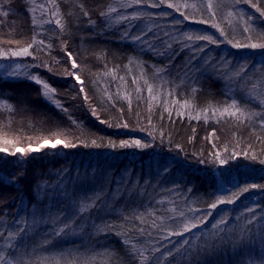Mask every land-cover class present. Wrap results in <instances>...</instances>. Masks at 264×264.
Listing matches in <instances>:
<instances>
[{"label": "trees", "instance_id": "obj_1", "mask_svg": "<svg viewBox=\"0 0 264 264\" xmlns=\"http://www.w3.org/2000/svg\"><path fill=\"white\" fill-rule=\"evenodd\" d=\"M149 1L121 7L126 0H56L66 27L62 32L55 23H39L41 19L51 18L53 5L48 0H0V12H9L7 17L0 15V49L17 47L9 43L14 40L27 45L34 36L37 41L45 42L44 46L33 44L32 56L0 57V65L8 68L16 64L39 65L43 60L52 67V72L44 67H29L28 71L43 74L57 89V98L68 109L65 113L46 103L39 95V86L24 77H4L0 72V100L14 107V111L0 108V141L9 139L20 147L28 144L35 147L43 139H52L54 133H64L74 142L90 144L96 140L106 145L109 140L118 143L124 139H141L153 145L137 150L80 144L69 149L62 146L45 148L27 155L0 153V232H15L22 222H26V233L13 241L20 244L21 252H28L25 259H60L63 254L68 259L72 256L92 258V264H112L118 254L122 264H136L133 258L125 255L127 249L121 243L124 237L104 235L96 226H130L124 217L149 207L157 209V215L172 216L183 211L191 218L210 211L207 205L217 196L230 195L245 184H264V165L258 161L240 156L226 165L212 163L214 152L226 156L225 147L229 151L233 148L241 151L247 150L249 144L251 152L264 158V129L257 127L252 132L247 123L237 125L231 119L220 118L217 122L211 111L207 113L209 119L205 120L201 115L196 120L189 118V109L177 116L175 104L170 105L171 116L164 109L165 103L175 99H188L190 107L200 109L230 102V97L248 101L251 82L260 83L257 77L264 66V50L234 48L226 40L210 44L207 41L177 42L175 38H180L183 32H195L224 40L219 31L223 29L227 38L234 42L246 43L249 34L253 42H260L264 39V17L250 5L233 6L232 0H223V6L219 8L213 0L211 10L205 8L207 0H172L178 5H189L181 7V12L196 20H208L207 24L185 21L173 26L174 20L182 19L180 13L166 4L152 8ZM254 2L264 7V0ZM40 4L45 5L44 16L38 8ZM135 6L137 10H133ZM34 7L37 10L33 13ZM109 7L118 10L113 17L131 16L137 12L152 15L135 22L109 23L101 15ZM199 11L200 15L196 16ZM210 11H215V16H210ZM241 11L245 14L243 19L240 18ZM165 12L170 15L161 17L160 14ZM229 12L234 15L229 16ZM33 15L38 21L36 25L32 24ZM250 16L254 17L248 21L252 29L245 33V20ZM213 24L219 28H214ZM125 32L129 36L147 34L141 42L122 38ZM62 40H67L77 62L85 66L80 71L88 101H84L79 92L81 85L63 74L69 64L61 50ZM196 46L203 47L204 51H195ZM246 61L254 65L247 76L229 79ZM158 68L164 71L157 73ZM141 73L145 75L141 77ZM134 78L143 89L139 94L134 90L137 86ZM144 79L154 85V92H160L151 106ZM193 89H196L195 93ZM169 92L172 95H168ZM250 107L260 110L255 100L251 101ZM91 108H95L99 119L107 123H99L97 117L91 115ZM191 115L194 117L196 112ZM121 123H127L128 127H119ZM213 129L215 134L210 135ZM177 144L184 149L183 153L176 149ZM202 158L207 162L197 163ZM162 161L171 165L167 173L160 170ZM15 177L19 179L14 182ZM94 194H101L102 209L79 214L78 203ZM249 207L255 208L257 217L252 225L247 224L253 215L247 211ZM211 211L213 215L202 229L193 230L197 234L202 230L205 238L214 245L206 256L201 257L203 264L264 262V219H261L264 217V190L251 189L235 203L220 205ZM223 215L229 219L222 226L226 233L221 234L225 236L221 243L213 235L212 224ZM65 222L70 227L57 236L56 231ZM133 223L139 224V221ZM246 226L251 229V237L241 246L238 241ZM119 230L117 227L116 231ZM130 235L137 234L132 232ZM157 235L153 230V236H144L141 242L150 246ZM180 239L183 237H171L172 241ZM45 240L49 243L44 244ZM203 240L191 242L202 247ZM161 243L168 244V241ZM5 246L6 235L0 238V251H5ZM174 264H184L183 258L178 256Z\"/></svg>", "mask_w": 264, "mask_h": 264}, {"label": "snow or ice", "instance_id": "obj_2", "mask_svg": "<svg viewBox=\"0 0 264 264\" xmlns=\"http://www.w3.org/2000/svg\"><path fill=\"white\" fill-rule=\"evenodd\" d=\"M48 2L53 5L50 11L49 19H41L39 23H55V25L59 26V29L63 32L66 31L65 24L62 22V18L59 14L58 8L56 7V0H48ZM148 0H126L125 3L121 4V7H129L132 4L141 5L147 4ZM247 4L250 5L251 8L255 9L256 12L260 14L261 17H264V7H261L258 2H254V0H232V5H239V4ZM167 5L168 8L174 9L176 12H179L182 19L174 20L173 26L181 25L185 21H193L199 24H207L208 20L200 19L196 20L194 16H190L184 12H181V7H189L187 3L183 5H178L173 3L172 0H153L150 6L152 8H158L162 5ZM223 6V0H216V8ZM195 7V5H192ZM213 0H207L205 4L206 9H213ZM38 8L41 12V16L45 15V5L40 4ZM37 9L34 7L31 9V12H35ZM117 8L109 7L107 12H102L101 15L104 16L109 23H119L124 20H137L142 19L145 17H151V13L147 12H137L131 16H124V15H116L115 17L112 16L113 13H117ZM215 11H210V16H215ZM0 15L7 17L9 15L8 11L0 12ZM87 15V12L84 13ZM161 17H167L170 13H161ZM229 16L234 15V13L229 12ZM243 11L240 12V18H244ZM54 18V19H53ZM32 24L36 25L38 23L36 17L32 16ZM254 19V17H248L245 20V27L244 32L250 33L252 29V25L248 23V21ZM214 28H219V25L213 24ZM151 31V28L148 29ZM220 34L224 37V40H218L215 36L209 34H199L195 32H183L180 38L177 39V42L182 41H207L210 44H219L223 43L225 40L227 43L231 44L234 48H248V49H259L264 50V39H261L260 42H253V37L251 34L246 36V43H240L239 41L234 42L232 39H228L225 35L223 29H219ZM147 33L138 34L134 36H129L127 32L124 33L122 38H128L132 41H141L143 42V37ZM165 35H169V33H165ZM9 43H13L17 45L15 48H8V49H0V57H21V56H32L33 52L30 49L33 47V44H39L44 46V40L37 41L35 36L33 37L32 41L27 45H21L20 40L9 41ZM188 45L185 44V47ZM47 47H51L48 45ZM171 47V44L168 45ZM61 50L64 52L66 57V63L69 64L68 68L64 69V75L68 77L74 78L75 81H78L81 85L79 92L83 94V100L88 101L89 97L87 94H84L83 84L84 81L81 79V69L85 67L81 63L77 62V57L74 55L73 51L68 48L67 40L61 41ZM195 51L203 52L204 48L200 46L195 47ZM0 67H4L0 65ZM29 67L31 68H40L44 67L48 70V72H52V67L41 60L40 64H32V65H21L16 64L12 66L11 71L7 72L8 77H24L29 82L34 83L35 85L39 86L38 92L40 97L48 104H51L56 109L67 113L68 109L64 106L62 101L57 98V89L53 87L45 78L44 75L39 73L38 71L33 73L28 71ZM254 67V65H250L247 61L241 64L238 67V70L234 72L233 76L229 79H244L250 68ZM24 69V71H20V69ZM164 69H156L157 73L163 72ZM145 74L141 73V77ZM123 78H121L122 80ZM260 80V83L257 84L255 82H251V90L247 93L249 96L248 101H242L240 99H236L234 97H230V102L225 101L219 105H208L205 109H200L195 106H191L189 104L188 99H175L173 101H168L164 105V109L169 112V116L172 115L170 105L175 104L177 111L176 115L181 116L184 114V109H189V118L199 120L201 115H203L204 119H209L207 113L211 111L212 115L217 118V122H219L220 118H224L226 121L231 119V121L237 125H243L247 123L249 126V130L252 132L256 131V128L259 127L260 129H264V66L260 69V76L257 77ZM133 82L137 85L134 89L137 94H139L143 89L139 86V80L133 79ZM143 83L146 87L148 92V101L151 106V102L156 101L159 96V90L154 92V85L150 83L147 79L143 80ZM195 93L196 89L192 90ZM119 92V90H118ZM168 95H172L171 92ZM125 99H128V96L125 95ZM252 100L257 102V106L260 110H256L253 107H250V103ZM0 108H5L9 111H14V107L12 104L7 103V101L0 100ZM91 115L96 116L99 123L106 124V120H101L97 116V112L95 108H91ZM192 112H196V115L193 117L191 115ZM71 118V117H70ZM73 123L76 124L77 122L73 120ZM111 126V125H110ZM119 127L127 128V123H121L118 125ZM215 134V129L210 135ZM163 137V134H161ZM161 143H163V138L161 139ZM239 142L237 141V144ZM80 144L84 147H101L106 146L112 149L120 148V149H137L143 150L152 147L151 143L143 142L141 139H124L120 140L118 143L115 141L109 140L106 145H102L96 142V140H92L89 144L85 141L74 142L73 139H70L68 135L64 133H54L52 139H43L40 143H38L35 147L32 144H28L26 147H20L15 141L4 139L0 141V153H4L6 155L16 156L18 153L21 155H27L28 153L38 151L39 149L45 148L46 145H51L53 149H55L58 145L62 146L65 149L69 148H76ZM251 144L248 145L247 150L236 151L233 148L231 151L227 147L224 148V152L227 153L226 156H222L220 152H214L212 163H219L220 165H226L230 161L236 160L238 157L243 156L245 159L251 161H258L261 165H264V158L258 157L254 152H251ZM176 149L180 150V153L184 152V149L177 144ZM179 154V153H178ZM207 161L205 159H199L197 163L205 164ZM171 165L167 161L161 162L160 170L162 172L167 173L170 171ZM19 179V177L14 178ZM251 189H261L264 190V184H245L238 188V190L232 192L230 195H220L217 196L216 199L207 205L210 211H207L203 215L193 216L191 218L187 217L183 211H180L178 214L172 216L166 215H157V209L149 207L148 209H144L142 211H133L130 212L127 216L124 217L125 221L128 222L130 226H126L124 224L121 225H113V224H103L98 225L97 231L103 233L104 235L113 234L116 236H122L124 239L121 240V243L127 249L125 255H129L136 261V264H174V261L177 260V257H182L184 264H203L201 259L202 256H206L210 249L214 248L213 244H210L208 238H205V233L201 230L199 234L194 232V229H202V226L208 221V219L213 215L211 210H216L220 205L225 204H233L240 196L244 193L249 192ZM163 203V201H160ZM103 207V200L101 194H94L91 197L86 198L85 201L79 202L77 207V212L79 214H84L86 212H91L93 209L101 210ZM175 213V209H172ZM249 213H253L252 217L248 219L247 224L252 225L256 222L257 217L255 216V208L249 207L247 209ZM229 217L227 215L221 216L214 224H212V229L215 231L213 235L223 243L225 236L221 235L222 233H226V229L222 226L228 223ZM239 219V218H237ZM264 219V217H261ZM134 221H139V224L133 223ZM26 222H22L21 226L18 227L17 231L9 232L7 234L0 232V238H5L6 235V246L5 251H0V264H92V258H80L78 259L72 254L71 259H68L61 254V258H52L49 259L47 257H42L39 261H34L31 259H25L28 255V252L25 250L23 252L20 251V244L13 243V241H18L22 238V235L26 233L27 228L24 226ZM70 225L65 222L63 227H60L56 231V235L60 236L65 233L66 229H68ZM119 228V231H116V228ZM153 230L158 233L159 235L155 238V243L151 244L150 246L144 245L141 241L144 236L152 237ZM135 232L137 235L131 236L130 233ZM183 237L179 241H172L171 237ZM251 237V229L245 227L242 230L240 237H239V245L243 246L247 242L250 241ZM203 240V246L193 244L191 241L196 240L200 241ZM161 241H168V244H163ZM49 241L45 240L44 244H48ZM171 245V247H169ZM11 250V251H8ZM19 252V256L17 253ZM147 253V254H146ZM159 253L160 255H156ZM112 264H122L121 261L118 259L112 261ZM264 264V262H261Z\"/></svg>", "mask_w": 264, "mask_h": 264}, {"label": "rangeland", "instance_id": "obj_3", "mask_svg": "<svg viewBox=\"0 0 264 264\" xmlns=\"http://www.w3.org/2000/svg\"><path fill=\"white\" fill-rule=\"evenodd\" d=\"M149 1V0H148ZM150 3H151V0L149 1ZM134 4H132V6H133ZM133 10H137V7L135 6V8L133 9ZM200 15V11H199V13L196 15V16H199ZM128 22H135V20H127ZM136 21H138V20H136ZM199 31V30H198ZM203 32H210L209 30H203ZM11 68L12 67H10V68H8V66L6 67V66H4V67H2L0 70V72H1V75L2 76H4V77H8V75H7V72L5 71V69H7L8 71H11ZM23 69H20V71H22ZM78 84H80L78 81H76ZM59 146V145H58ZM45 148H51V149H53L52 147H51V145H46L45 146ZM45 148H43V149H45ZM42 149H39L38 151H35V152H31V153H37V152H40ZM34 250H37V247H35L34 248Z\"/></svg>", "mask_w": 264, "mask_h": 264}]
</instances>
